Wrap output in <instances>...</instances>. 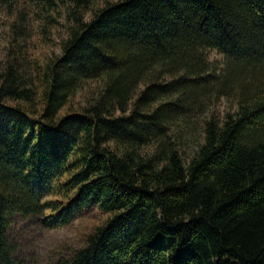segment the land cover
<instances>
[{
    "label": "trees",
    "instance_id": "16d2710c",
    "mask_svg": "<svg viewBox=\"0 0 264 264\" xmlns=\"http://www.w3.org/2000/svg\"><path fill=\"white\" fill-rule=\"evenodd\" d=\"M97 2L0 0L16 28L26 5L71 19L60 54L18 35L0 65V264H27L17 215L93 206L53 264H264V0Z\"/></svg>",
    "mask_w": 264,
    "mask_h": 264
},
{
    "label": "rangeland",
    "instance_id": "374dc122",
    "mask_svg": "<svg viewBox=\"0 0 264 264\" xmlns=\"http://www.w3.org/2000/svg\"><path fill=\"white\" fill-rule=\"evenodd\" d=\"M102 2L103 0H98L97 3ZM26 6L21 8L25 13L20 16V28L13 24L16 25L15 20L21 15L17 9L22 4L18 3L17 9L13 6L0 8V65H3L11 53L13 36L20 35L18 40L22 42L21 48L30 61H42L61 52V43L71 22L66 11L54 10L50 18H45L43 11L40 14L36 12L37 9L31 12L28 5ZM84 16L89 18L90 11L84 13ZM106 215L104 211L93 206L82 209L68 223L58 227L44 226L41 215H17L8 235L17 244V255L23 257L27 264H53L60 258L69 257L83 246L87 235L103 222Z\"/></svg>",
    "mask_w": 264,
    "mask_h": 264
}]
</instances>
